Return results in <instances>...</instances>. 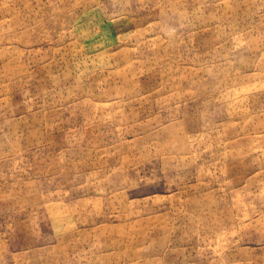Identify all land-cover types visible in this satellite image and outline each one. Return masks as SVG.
<instances>
[{
    "label": "rangeland",
    "instance_id": "1",
    "mask_svg": "<svg viewBox=\"0 0 264 264\" xmlns=\"http://www.w3.org/2000/svg\"><path fill=\"white\" fill-rule=\"evenodd\" d=\"M0 264H264V0H0Z\"/></svg>",
    "mask_w": 264,
    "mask_h": 264
}]
</instances>
